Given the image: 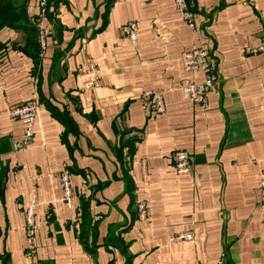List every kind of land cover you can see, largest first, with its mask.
I'll return each instance as SVG.
<instances>
[{
    "label": "crops",
    "instance_id": "0c3cea01",
    "mask_svg": "<svg viewBox=\"0 0 264 264\" xmlns=\"http://www.w3.org/2000/svg\"><path fill=\"white\" fill-rule=\"evenodd\" d=\"M38 17L37 0L27 6ZM138 26V43L122 33ZM189 27L174 0H51L53 34L38 61L27 26L0 28V264H264V0H197ZM207 48L218 86L206 105L181 86L183 51ZM36 51V50H35ZM101 86L86 90L87 62ZM160 92L150 118L140 100ZM38 98L34 138L11 108ZM192 168L180 175L172 155ZM68 171L75 208L62 201ZM35 195L36 254L27 257L24 209ZM145 201L149 222L137 219ZM192 230L193 244L171 242Z\"/></svg>",
    "mask_w": 264,
    "mask_h": 264
},
{
    "label": "built area",
    "instance_id": "2783aa9c",
    "mask_svg": "<svg viewBox=\"0 0 264 264\" xmlns=\"http://www.w3.org/2000/svg\"><path fill=\"white\" fill-rule=\"evenodd\" d=\"M118 2H128L132 0H116ZM176 9L180 12L189 27H194L195 15L197 11V0H174ZM38 17L35 21L37 31V41L40 48V55L47 47V38L53 34L51 28H45L44 18L51 10V0H37ZM122 33L129 41L136 45L138 43V26L135 22H128L121 28ZM248 54H264V35L257 47L247 48ZM179 60L186 71H201L203 80L199 83H188L181 86L183 95L189 101L199 105H206L209 94L218 86L219 80L215 73L214 64L210 58V50L207 48H194L189 51H183ZM87 77L83 82V88L86 90L96 89L101 86L99 70L93 61L87 62ZM264 97V85H263ZM140 100L148 110L150 118H156L162 115L165 110L164 96L160 92L153 90H144L140 95ZM40 108L38 98H32L28 101L11 108L8 115L12 118L22 121L23 129L20 139L13 143L14 150H24L29 147L34 138L35 124ZM175 169L178 174H188L192 168V156L184 150L175 151L172 155ZM62 188V201L69 209L75 208L73 186L68 171L64 170L59 175ZM259 202L264 206V169L259 175ZM37 199L34 190L32 201L25 206L24 221L26 231V251L27 257L33 258L36 254V212ZM137 219L149 222V211L145 201L136 203ZM171 242L193 244L195 234L192 230L182 231L172 234ZM216 264H227L225 256H221Z\"/></svg>",
    "mask_w": 264,
    "mask_h": 264
},
{
    "label": "trees",
    "instance_id": "16d2710c",
    "mask_svg": "<svg viewBox=\"0 0 264 264\" xmlns=\"http://www.w3.org/2000/svg\"><path fill=\"white\" fill-rule=\"evenodd\" d=\"M2 0H0L1 2ZM30 0H8V4L0 6V28L3 26H27L28 31L31 33V36H35V40L33 37L31 38L32 48L34 49L33 57L38 61L40 56V48L37 41V31L35 27V22L29 18L27 6ZM36 50V51H35Z\"/></svg>",
    "mask_w": 264,
    "mask_h": 264
},
{
    "label": "rangeland",
    "instance_id": "374dc122",
    "mask_svg": "<svg viewBox=\"0 0 264 264\" xmlns=\"http://www.w3.org/2000/svg\"><path fill=\"white\" fill-rule=\"evenodd\" d=\"M8 0H2L1 2H0V6L1 5H3V6H5V5H7L8 4V2H7ZM11 1V0H10ZM18 2H20V0H17Z\"/></svg>",
    "mask_w": 264,
    "mask_h": 264
}]
</instances>
